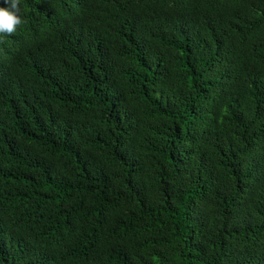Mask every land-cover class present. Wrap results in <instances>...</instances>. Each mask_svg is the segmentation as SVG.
Here are the masks:
<instances>
[{
  "label": "trees",
  "instance_id": "16d2710c",
  "mask_svg": "<svg viewBox=\"0 0 264 264\" xmlns=\"http://www.w3.org/2000/svg\"><path fill=\"white\" fill-rule=\"evenodd\" d=\"M19 8L0 264H264V0Z\"/></svg>",
  "mask_w": 264,
  "mask_h": 264
},
{
  "label": "clouds",
  "instance_id": "9594fccd",
  "mask_svg": "<svg viewBox=\"0 0 264 264\" xmlns=\"http://www.w3.org/2000/svg\"><path fill=\"white\" fill-rule=\"evenodd\" d=\"M6 6H0V34H13L23 21L18 15L19 0H4Z\"/></svg>",
  "mask_w": 264,
  "mask_h": 264
}]
</instances>
